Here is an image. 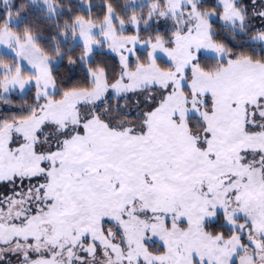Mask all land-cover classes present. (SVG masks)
Returning <instances> with one entry per match:
<instances>
[{
  "label": "snow or ice",
  "instance_id": "6c2138e0",
  "mask_svg": "<svg viewBox=\"0 0 264 264\" xmlns=\"http://www.w3.org/2000/svg\"><path fill=\"white\" fill-rule=\"evenodd\" d=\"M0 264H264V0H0Z\"/></svg>",
  "mask_w": 264,
  "mask_h": 264
}]
</instances>
